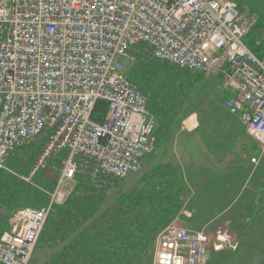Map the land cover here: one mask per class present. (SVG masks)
Wrapping results in <instances>:
<instances>
[{
    "label": "built area",
    "instance_id": "2783aa9c",
    "mask_svg": "<svg viewBox=\"0 0 264 264\" xmlns=\"http://www.w3.org/2000/svg\"><path fill=\"white\" fill-rule=\"evenodd\" d=\"M259 16L234 0H0V171L25 183L66 152L42 207H19L0 235V264H29L48 218L72 182L108 190L142 169L156 145L149 98L125 70L140 56L219 78L264 157V53L248 38ZM262 40L255 38L258 46ZM137 53V54H136ZM105 100L102 122L92 118ZM44 140L28 173L8 163ZM184 209L156 236L152 264H207L209 247L236 250L228 227L192 229ZM184 217V216H183ZM183 221V219H182ZM227 224V223H225ZM228 225V224H227Z\"/></svg>",
    "mask_w": 264,
    "mask_h": 264
},
{
    "label": "trees",
    "instance_id": "16d2710c",
    "mask_svg": "<svg viewBox=\"0 0 264 264\" xmlns=\"http://www.w3.org/2000/svg\"><path fill=\"white\" fill-rule=\"evenodd\" d=\"M259 27L260 21L249 36L253 37ZM252 40L248 38L253 50L264 53V42L256 46L254 37ZM138 56L128 76L148 96L151 113L162 116L161 125L155 130L158 145L164 138L163 128L170 126L173 120L174 104L183 93L185 79L190 82L193 78L204 77L181 71L148 56ZM181 79L183 83L178 84ZM156 83L162 85L164 91H158ZM222 93L225 105L228 94L223 89ZM107 110L108 103L99 100L92 118L102 122ZM65 156L64 151L51 160L61 164ZM30 167L23 173H28ZM178 170L170 163L159 165L145 178L146 183L141 187L120 194L104 208L106 190H95L86 181L76 183L75 187L81 192L86 191L87 195L79 192L70 196L64 204L56 205L45 229L53 239L60 237L62 240L81 228L83 230L70 244L67 243L51 264H148L147 257L153 250L157 234L185 206L188 189ZM42 172L35 179L37 186H32L8 171H0V235L7 228L14 210L29 206L39 208L48 202L49 197L43 189L52 190L55 182L44 177ZM86 221L92 223L84 227Z\"/></svg>",
    "mask_w": 264,
    "mask_h": 264
},
{
    "label": "rangeland",
    "instance_id": "374dc122",
    "mask_svg": "<svg viewBox=\"0 0 264 264\" xmlns=\"http://www.w3.org/2000/svg\"><path fill=\"white\" fill-rule=\"evenodd\" d=\"M238 4L242 3L245 5V7L249 8L250 10L254 11L258 16L260 21V12L258 11L259 8L263 9L264 11V0H234ZM264 21V19H263ZM254 41L255 38H259L264 42V27H260L254 34ZM137 54V53H136ZM125 70L127 74H129L130 69L134 66V62L131 57L124 60ZM194 75V74H193ZM192 75V76H193ZM196 76V75H195ZM196 79V78H195ZM194 78L189 81L185 79L179 80L180 83H183L184 81V90L183 93H181L177 97V104L174 108V115L173 120L170 123V126H165L162 130V138L160 140L161 148H166L167 151L165 154L162 153V149L160 145L156 144L155 149L152 153L146 156L143 162L142 169L138 172L131 173L128 177L125 179L117 182L116 185L113 187H110L108 190H106L105 197L106 200L104 202V207H107L111 205L116 198L123 193H126L128 191H133L141 187L145 182V178L150 175L151 171L153 169H157L159 165H162L163 163H170L175 168H178L180 173L182 174L183 167L179 163V157L175 156L174 150H172V147L175 146V137L179 131H181L182 126L184 125V121L188 119L191 115H199V121L200 129L204 128L207 124H211L214 131L219 132H226L229 130H236L238 131L239 128L236 126L234 117L225 106H224V96L222 93V88L219 82V78H200L198 80H195ZM157 84L158 91H164V88H162V85L159 83ZM238 116V115H236ZM156 119V127L158 128L161 125L162 122V116L157 113L155 115ZM202 121V122H201ZM230 122V127H229ZM234 128V129H233ZM247 145L249 146V149H247V153H245L244 162L242 165L246 167L255 168L259 165L255 164L251 161L253 156H257V152L255 151L256 143L252 140H247ZM44 146V140L39 139L38 143H33L31 145L23 147L21 150H19L17 153H15L13 156H11L9 160V165L14 168L15 171L19 172L20 174L23 173L29 166L33 164L35 159L41 155L43 151ZM234 148H228L226 152L227 157H230V162L233 165V169H238L240 167V161L241 159H238L241 154L240 152V144L239 140L234 143ZM222 148V147H221ZM220 148V149H221ZM158 149V150H157ZM222 153L225 151L220 150ZM55 157H52L54 159ZM263 158V157H262ZM225 159V158H224ZM222 159V160H224ZM227 159V158H226ZM264 159V158H263ZM262 159V160H263ZM50 159L48 167H46L43 170V176L49 179L50 181H54L57 179V176L60 171V164L56 161H53ZM221 161V160H220ZM246 162L248 164H246ZM228 163V161H227ZM250 163V164H249ZM226 165V162L220 163V166L224 167ZM182 169V170H181ZM264 167L260 168L259 172H257V176H255V182L253 183L249 181L248 183L244 180L243 187H239L238 184L240 183L239 180H237L236 177V189H235V195L233 198L236 200L243 199V197H246L248 194V189L251 187L258 185V180L256 177H258V174L260 171H263ZM24 174V173H23ZM147 181V180H146ZM254 185V186H253ZM69 190H71L70 196L78 195L79 191L75 187V183L72 182V184L69 186ZM197 192V189L191 188L188 190L189 196L193 193ZM187 193V194H188ZM82 194H86V191H82ZM69 196V197H70ZM188 195L185 198V206L184 210H187L190 207V200H187ZM184 216V215H183ZM183 216L181 218L183 219ZM180 219V222L182 221ZM244 221L243 219H234L232 217H221L218 220L213 221L212 223L208 224V226H205L206 228L210 230H214L215 228L219 226L228 227L229 230L233 233L234 238L236 242L238 243V247L236 250L228 249V250H220L215 251L213 247H209V259L207 264H242V235L241 231L244 227ZM92 221H86L84 227H87L89 224H91ZM188 223V221H187ZM227 223V224H225ZM189 224V223H188ZM189 226V225H188ZM190 227V226H189ZM46 228V226H45ZM41 235V238L39 239L35 252L33 254V257L31 258L29 264H51L52 260L61 253L67 243H71V240L73 238H76L78 233L83 230V228L73 232L66 240H62L60 237H54V239L50 236V233L48 232V229H45ZM203 228V227H202ZM193 229V228H192ZM56 239V240H55ZM153 254L154 251H150V255L147 257L148 264H152L153 262Z\"/></svg>",
    "mask_w": 264,
    "mask_h": 264
},
{
    "label": "crops",
    "instance_id": "0c3cea01",
    "mask_svg": "<svg viewBox=\"0 0 264 264\" xmlns=\"http://www.w3.org/2000/svg\"><path fill=\"white\" fill-rule=\"evenodd\" d=\"M239 5L245 6L242 3ZM262 10L261 8L258 10L262 20L260 27H264V11ZM252 39L253 37L249 36V40L253 41ZM199 117V115L197 117L191 115L184 121L181 131L175 137V146L172 147L183 167L184 185L188 190L197 189V192H193L190 196L189 193L187 194L190 207L184 210L181 223L187 227L190 226L189 228L203 229L224 216L243 219L246 223L244 222L241 231L242 264H264V170L260 171L256 177L258 185L250 186L246 197L239 201L233 198L236 177L240 182L239 187H243L245 182L248 183L251 180L254 183L257 172L264 167V157L255 168L242 165L245 153L249 149L247 140H254L246 135L245 126L239 115H233L239 130H229V132L214 131L211 124L205 126L207 129H200ZM228 125L230 127V122ZM238 140L241 148V154L238 157L241 160L238 161L241 165L234 170L233 165L229 163L231 156L227 157L226 151L228 148H234L233 145ZM161 149V154H165L167 149L163 147ZM220 150L225 152L222 153ZM255 151L259 153L257 144ZM224 162L226 165L220 166V163Z\"/></svg>",
    "mask_w": 264,
    "mask_h": 264
}]
</instances>
